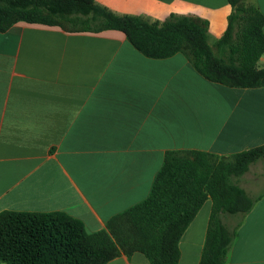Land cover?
<instances>
[{"label": "crops", "instance_id": "0c3cea01", "mask_svg": "<svg viewBox=\"0 0 264 264\" xmlns=\"http://www.w3.org/2000/svg\"><path fill=\"white\" fill-rule=\"evenodd\" d=\"M95 1L150 23L199 17L212 47L232 13L229 0ZM250 3L264 15V0ZM263 145L264 88L209 82L183 53L147 58L116 30L19 22L0 32V213L63 212L97 233L149 197L167 152L229 157ZM235 183L256 203L223 217L237 230L226 264H264L263 164ZM212 208L209 199L185 231L179 264H200ZM108 264L151 263L122 253Z\"/></svg>", "mask_w": 264, "mask_h": 264}, {"label": "trees", "instance_id": "16d2710c", "mask_svg": "<svg viewBox=\"0 0 264 264\" xmlns=\"http://www.w3.org/2000/svg\"><path fill=\"white\" fill-rule=\"evenodd\" d=\"M224 36L212 47L209 22L171 15L163 23L117 15L95 0H0V32L19 22L59 26L68 32L116 30L147 58L187 55L206 80L236 89L264 88V15L250 0H229ZM264 158V145L221 157L202 151H169L149 197L113 218L107 230L89 233L63 212L0 213L3 264H108L122 253H142L151 264H179V243L203 205L213 208L200 264H226L236 229L224 216L249 213L256 200L235 183Z\"/></svg>", "mask_w": 264, "mask_h": 264}, {"label": "rangeland", "instance_id": "374dc122", "mask_svg": "<svg viewBox=\"0 0 264 264\" xmlns=\"http://www.w3.org/2000/svg\"><path fill=\"white\" fill-rule=\"evenodd\" d=\"M256 163H261V164H263V166H264V158L263 159H261V160H259V161H257ZM256 163H254V164H256ZM253 165V164H252ZM251 165V166H252ZM245 175V174H244ZM243 175V176H244ZM243 176H240V177H237V178H235V179H238V178H242ZM234 179V180H235ZM231 224V223H230ZM233 226H235V224H234V221H233V223L231 224V227L230 228H232Z\"/></svg>", "mask_w": 264, "mask_h": 264}]
</instances>
